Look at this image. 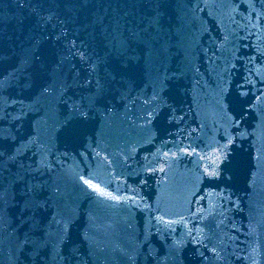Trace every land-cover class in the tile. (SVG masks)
I'll list each match as a JSON object with an SVG mask.
<instances>
[{"label": "water", "instance_id": "obj_1", "mask_svg": "<svg viewBox=\"0 0 264 264\" xmlns=\"http://www.w3.org/2000/svg\"><path fill=\"white\" fill-rule=\"evenodd\" d=\"M0 264H264V0H0Z\"/></svg>", "mask_w": 264, "mask_h": 264}]
</instances>
